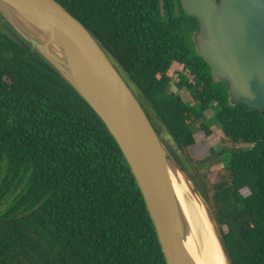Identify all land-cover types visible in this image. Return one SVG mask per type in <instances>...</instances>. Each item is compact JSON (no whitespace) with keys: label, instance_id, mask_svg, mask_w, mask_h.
<instances>
[{"label":"trees","instance_id":"obj_1","mask_svg":"<svg viewBox=\"0 0 264 264\" xmlns=\"http://www.w3.org/2000/svg\"><path fill=\"white\" fill-rule=\"evenodd\" d=\"M56 1L84 23L147 99L140 101L158 133L183 152L189 168L168 146L212 207L233 263L264 264V117L231 104L195 45L198 22L182 0ZM211 124L226 145L218 151L197 141L214 134ZM0 264H167L104 122L1 16Z\"/></svg>","mask_w":264,"mask_h":264},{"label":"water","instance_id":"obj_2","mask_svg":"<svg viewBox=\"0 0 264 264\" xmlns=\"http://www.w3.org/2000/svg\"><path fill=\"white\" fill-rule=\"evenodd\" d=\"M198 22L194 42L230 102L264 117V0H182ZM0 16L93 108L140 188L167 264H200L176 185L205 215L221 264H234L208 200L156 130L139 91L89 29L56 0H0Z\"/></svg>","mask_w":264,"mask_h":264},{"label":"bare ground","instance_id":"obj_3","mask_svg":"<svg viewBox=\"0 0 264 264\" xmlns=\"http://www.w3.org/2000/svg\"><path fill=\"white\" fill-rule=\"evenodd\" d=\"M176 189L200 249V264H221L219 249L207 226L203 210L190 198V191L184 183L178 181Z\"/></svg>","mask_w":264,"mask_h":264},{"label":"rangeland","instance_id":"obj_4","mask_svg":"<svg viewBox=\"0 0 264 264\" xmlns=\"http://www.w3.org/2000/svg\"><path fill=\"white\" fill-rule=\"evenodd\" d=\"M171 88L176 93H180V92L181 93H184V91H185V89H183L181 91H178L174 82H172ZM185 95H187V94H185ZM188 98H189V101H192L190 97H188ZM140 100L144 104H147V105L149 104L148 101H147V99L142 94H140ZM212 114H213V111L212 110L207 111V116L208 117H211ZM209 127H210V130H212V132L214 134L211 135V136H209V137H207V136H205L204 133L200 132V133L197 134V141L198 142H202V143L206 142V144L213 146V148H210V149H214L216 151L225 148L226 145L222 142V132H221V129L219 128V126L211 124V125H209ZM161 137L165 141L168 142V145L167 146H169L170 148L173 149V151L175 152V156H177L180 159V161L182 162V164L186 168H189V165H188V162L186 160L185 155L183 154V152L180 149H178V147H176V144L173 141V139L168 134H166V133L162 134ZM167 142H166V144H167ZM211 146H208V147H211Z\"/></svg>","mask_w":264,"mask_h":264},{"label":"flooded vegetation","instance_id":"obj_5","mask_svg":"<svg viewBox=\"0 0 264 264\" xmlns=\"http://www.w3.org/2000/svg\"><path fill=\"white\" fill-rule=\"evenodd\" d=\"M134 88V87H133ZM138 97H140V94H138Z\"/></svg>","mask_w":264,"mask_h":264}]
</instances>
